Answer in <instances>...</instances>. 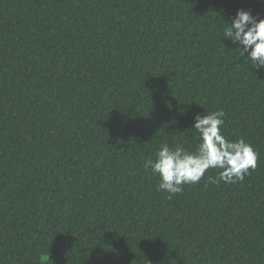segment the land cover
I'll return each instance as SVG.
<instances>
[{"label": "trees", "instance_id": "1", "mask_svg": "<svg viewBox=\"0 0 264 264\" xmlns=\"http://www.w3.org/2000/svg\"><path fill=\"white\" fill-rule=\"evenodd\" d=\"M260 0H0V264H264V68L223 40ZM223 110L257 167L169 198L144 168Z\"/></svg>", "mask_w": 264, "mask_h": 264}, {"label": "clouds", "instance_id": "2", "mask_svg": "<svg viewBox=\"0 0 264 264\" xmlns=\"http://www.w3.org/2000/svg\"><path fill=\"white\" fill-rule=\"evenodd\" d=\"M264 3V0H260ZM223 40L236 45L241 60L253 69L264 68V19L238 10L231 23L225 22ZM225 112L212 111L194 116L193 130L199 139L194 151L182 146L162 144L144 168L158 178L157 190L169 198L183 191L184 185L198 184L209 169L217 170L207 183L235 184L242 182L257 167L258 153L245 139L230 140L222 132Z\"/></svg>", "mask_w": 264, "mask_h": 264}]
</instances>
